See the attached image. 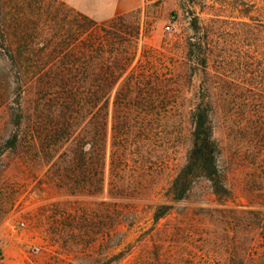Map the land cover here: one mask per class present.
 <instances>
[{
	"label": "rangeland",
	"instance_id": "1",
	"mask_svg": "<svg viewBox=\"0 0 264 264\" xmlns=\"http://www.w3.org/2000/svg\"><path fill=\"white\" fill-rule=\"evenodd\" d=\"M244 1L251 0H143L136 11L100 23L137 32L136 62L144 60L150 49L167 53L164 48L169 44H175L171 57L182 60L184 41L193 35L192 13L201 27L214 30L216 55L222 59H214L210 73L236 80L231 94L237 98L220 102L215 117L220 165L231 197L219 201L204 178L195 182L186 200L174 202L167 196L192 148L190 100L203 77L197 67L189 72V101H179L171 115L152 126L149 140L134 147L128 169L117 176L111 172L109 135L103 192L98 190L93 155L87 160L89 168L80 169L79 139L85 127H75L70 140L61 135L36 138L32 125L21 132L11 119L18 97L0 88V264H159L158 256L162 264H199L200 258L194 257L203 253L208 264H232L214 210L258 209L264 202L260 139L249 136L256 115L253 104L264 101V82L255 73L259 69L256 27L240 24ZM249 85L262 91L248 92ZM22 99L31 112L37 100L34 85ZM52 132L50 127L44 130L45 135ZM21 133L25 142L15 146ZM160 206L169 207V214L156 220L155 215L164 212ZM120 253L121 259L109 261Z\"/></svg>",
	"mask_w": 264,
	"mask_h": 264
},
{
	"label": "trees",
	"instance_id": "2",
	"mask_svg": "<svg viewBox=\"0 0 264 264\" xmlns=\"http://www.w3.org/2000/svg\"><path fill=\"white\" fill-rule=\"evenodd\" d=\"M192 15L193 35L184 41L182 60L171 57L175 44H169L164 48L167 53L150 49L144 60L136 62L138 34L128 27H106L59 0H0V88L18 97L11 113L13 123L21 132L32 125L36 138L61 135L67 140L74 136L75 127L84 126L85 135L79 139L80 169L89 168L87 160L93 155L98 190L103 192L109 135L111 172L117 176L128 169L134 147L149 140L152 126L171 115L179 101L188 100L189 72L197 67L203 77L190 100L192 148L167 196L174 202L186 200L195 182L204 178L219 201L226 202L232 191L220 165L222 148L215 138V117L220 102L237 98L231 94L236 80L210 73L219 50L215 33L201 27L199 17ZM239 18L244 27H256L259 69L255 73L264 82V0L244 1ZM30 85L36 89L37 100L27 112L22 97ZM256 86L249 85L248 92L262 91ZM263 111L264 101H255L249 136L260 139L264 171ZM46 127L52 128V135H45ZM16 141L15 146L22 147L25 136L19 134ZM260 194L264 201V190ZM160 208L164 212L157 213L156 220L169 214V207ZM214 214L228 240L225 252L230 263L264 264V202L258 209H219ZM121 254L109 261L121 259ZM194 258L208 264L204 253ZM156 261L164 263L159 256Z\"/></svg>",
	"mask_w": 264,
	"mask_h": 264
},
{
	"label": "crops",
	"instance_id": "3",
	"mask_svg": "<svg viewBox=\"0 0 264 264\" xmlns=\"http://www.w3.org/2000/svg\"><path fill=\"white\" fill-rule=\"evenodd\" d=\"M98 23L123 16L141 7L143 0H62Z\"/></svg>",
	"mask_w": 264,
	"mask_h": 264
}]
</instances>
